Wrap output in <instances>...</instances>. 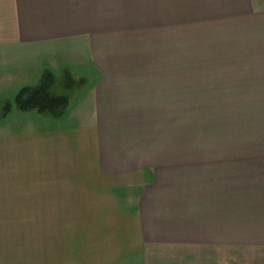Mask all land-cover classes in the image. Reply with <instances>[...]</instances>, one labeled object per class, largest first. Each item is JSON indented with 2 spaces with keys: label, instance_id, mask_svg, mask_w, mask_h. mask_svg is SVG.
<instances>
[{
  "label": "crops",
  "instance_id": "crops-1",
  "mask_svg": "<svg viewBox=\"0 0 264 264\" xmlns=\"http://www.w3.org/2000/svg\"><path fill=\"white\" fill-rule=\"evenodd\" d=\"M198 2L216 22L210 51L221 58L204 65V101L237 138L246 103L252 142L173 138L159 31L133 16L134 2L0 0L3 84L64 40H86L97 72L83 107L68 108L76 125L0 134V192L50 210V221L12 228L25 244L0 252V264H264V15L249 0ZM176 81L196 103L195 79Z\"/></svg>",
  "mask_w": 264,
  "mask_h": 264
},
{
  "label": "rangeland",
  "instance_id": "rangeland-1",
  "mask_svg": "<svg viewBox=\"0 0 264 264\" xmlns=\"http://www.w3.org/2000/svg\"><path fill=\"white\" fill-rule=\"evenodd\" d=\"M130 1L136 4L131 6L133 16L146 18L147 26H149L148 32H151L150 30L153 28H157L159 31V33L155 31L159 34V89L166 93L167 91L171 92L172 95L170 102L168 101L166 104V110H170L173 115V126L170 130L173 138L178 139L181 143L190 144L252 142L250 132L252 113L251 110H247L246 103L243 104L242 134H238L237 138L234 127H230L228 132H222L220 128L223 120L221 112L214 108L213 103L204 101L203 81L206 73L204 65L205 63L221 62V58L219 55H212L210 51L211 46L217 43L215 39L218 38L217 34L212 32V26L216 22L204 21L203 7L198 0ZM249 2H251V9L254 13L264 15V0H249ZM126 3L130 2L126 1ZM208 19L210 20V16ZM152 35L153 33L150 38ZM226 37L227 35H225ZM51 48L47 51L48 53L36 55L34 68L27 65L22 71L17 72V77L11 84H3L0 69V134L19 133L23 129L26 130L28 126L47 129L44 127L48 125L52 127L76 125L77 120L67 116L68 108L75 106L76 115L77 108L83 107V100L88 92L87 88L92 81L97 79V72L93 68L86 40L57 41L51 45ZM224 61L226 60L224 59ZM193 67L194 70H192ZM44 70H48L54 75L51 91L54 94L67 93L69 97L67 109L58 118L38 113L36 110H30V112L39 114L36 115L38 117L24 115V112L18 110L14 103V95L19 88L36 85ZM66 72L75 82H80V79H83L84 82L76 83L66 90L64 88ZM189 78L195 79L193 84L196 88V103H188L186 94L183 95L181 92L175 91L178 84L176 80H188ZM7 105H9V111L2 117V111ZM205 109L211 110L209 117H205ZM224 120L227 121L225 117ZM3 194L7 198H0V252L6 256L13 254V251L20 249L22 251L25 244L23 238L26 232L16 231L15 233L12 228L18 226L17 228L28 230L29 222L50 221L49 217L47 216L46 220L43 214L44 211L50 210L33 208L31 210L27 207H20L16 205L19 200L11 197L14 193L0 192V196ZM66 212L69 213V218H75L74 214L70 215L75 210H66ZM69 221L71 220L69 219Z\"/></svg>",
  "mask_w": 264,
  "mask_h": 264
},
{
  "label": "trees",
  "instance_id": "trees-1",
  "mask_svg": "<svg viewBox=\"0 0 264 264\" xmlns=\"http://www.w3.org/2000/svg\"><path fill=\"white\" fill-rule=\"evenodd\" d=\"M64 88L68 90L73 82L68 74L65 75ZM54 83V75L44 70L35 86L21 88L14 97V103L20 111L36 110L39 113L50 115L52 118L60 117L68 105L66 93L54 94L51 87ZM9 110V105L4 114Z\"/></svg>",
  "mask_w": 264,
  "mask_h": 264
}]
</instances>
